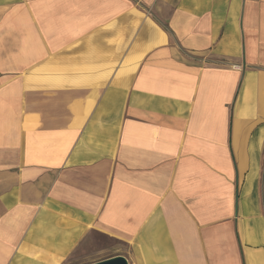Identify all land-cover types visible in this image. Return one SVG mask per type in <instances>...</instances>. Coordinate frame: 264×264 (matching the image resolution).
Wrapping results in <instances>:
<instances>
[{"label":"crops","instance_id":"1","mask_svg":"<svg viewBox=\"0 0 264 264\" xmlns=\"http://www.w3.org/2000/svg\"><path fill=\"white\" fill-rule=\"evenodd\" d=\"M95 234L264 264V0H0V264Z\"/></svg>","mask_w":264,"mask_h":264},{"label":"rangeland","instance_id":"2","mask_svg":"<svg viewBox=\"0 0 264 264\" xmlns=\"http://www.w3.org/2000/svg\"><path fill=\"white\" fill-rule=\"evenodd\" d=\"M123 247L111 238L97 234L91 235L66 264H91L89 262L97 258L118 256L121 255V250L125 249Z\"/></svg>","mask_w":264,"mask_h":264},{"label":"water","instance_id":"3","mask_svg":"<svg viewBox=\"0 0 264 264\" xmlns=\"http://www.w3.org/2000/svg\"><path fill=\"white\" fill-rule=\"evenodd\" d=\"M91 264H129L126 257L118 255Z\"/></svg>","mask_w":264,"mask_h":264}]
</instances>
